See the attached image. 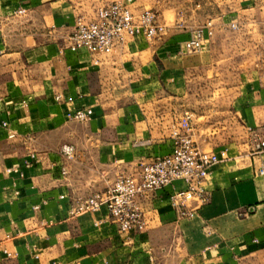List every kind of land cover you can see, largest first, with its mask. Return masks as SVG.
<instances>
[{"label": "crops", "instance_id": "obj_1", "mask_svg": "<svg viewBox=\"0 0 264 264\" xmlns=\"http://www.w3.org/2000/svg\"><path fill=\"white\" fill-rule=\"evenodd\" d=\"M78 1L0 0V249L13 255H0V264H264V176L256 175L264 151H251L248 132L264 137V55L250 54L264 40L257 31L264 0H184L182 19L168 22L161 41L138 38L96 58L67 48L85 3ZM146 1L132 0L133 9H146ZM207 20L213 36L200 51L185 52L191 31ZM229 52L252 62L262 57V74L242 83L230 102L241 137L236 128L228 144L213 146L192 136L199 149L228 154L211 169L209 201L188 203L193 218L178 219L163 193L140 201L148 224L142 234L94 226L104 212L70 216V201L110 186L93 192L91 173L83 175L93 172L88 162H69L62 145H80L104 173L116 169L115 177L169 154L174 92L182 87L184 104L189 74ZM82 109L92 111L87 122L67 119Z\"/></svg>", "mask_w": 264, "mask_h": 264}, {"label": "built area", "instance_id": "obj_2", "mask_svg": "<svg viewBox=\"0 0 264 264\" xmlns=\"http://www.w3.org/2000/svg\"><path fill=\"white\" fill-rule=\"evenodd\" d=\"M132 3V0H127L126 3L113 2L97 8L89 20L78 18L68 50L76 52L84 49L96 58L108 56L115 48L138 38L147 43L161 41L168 29L165 21L151 9L135 11ZM24 12L19 10L17 14L21 15ZM177 27L184 28L182 24H178ZM229 27L231 30L238 29L235 23L230 24ZM214 28L213 21L207 20L203 25L192 30L190 39L184 44L185 52L200 51L213 36ZM93 62L97 64V60ZM91 115V109H82L68 114L67 119L83 123L88 121ZM2 126L7 128L6 123ZM248 132L251 137V151L256 154L263 152L264 137L250 128ZM191 133V115L186 112L170 130L169 154L154 157L151 161L142 164L135 176L118 175L111 186L103 192L70 201V216L104 212L103 219L95 222L94 226L108 222L113 224L122 235L142 234L145 233L148 224L140 207V201L150 199L157 193H163L178 219H192L194 211L189 209L188 203L195 199L202 207L209 201L210 193L206 188V182L211 169L227 160L228 154L225 149L217 152H205L199 149ZM15 137L16 133H8L9 139ZM60 153L68 161L75 156L74 148L68 145L62 146ZM31 159L36 160L34 155H31ZM60 174L62 177L68 175L67 168L63 164L60 166ZM256 175L264 176V162L257 169ZM37 209V206L34 207V210ZM0 255L7 259L13 257L5 248L0 249Z\"/></svg>", "mask_w": 264, "mask_h": 264}, {"label": "rangeland", "instance_id": "obj_3", "mask_svg": "<svg viewBox=\"0 0 264 264\" xmlns=\"http://www.w3.org/2000/svg\"><path fill=\"white\" fill-rule=\"evenodd\" d=\"M83 1L85 3H83V7H79L80 12L78 16L79 18L82 17L85 20H89L92 18L94 11L98 7L108 5L116 0ZM192 1L197 2L198 0H191V2ZM78 2H80V0ZM183 3H185L184 0H147L144 7L146 9H151L159 16L164 12V19L161 16L160 18L168 25V22L173 21L175 16L178 19H182L183 16L181 9L183 7ZM257 31L260 34H264V26L258 25ZM153 43L154 42L148 44L152 45ZM245 46L246 45L243 44L242 47ZM254 47L255 48L253 50H250V54L252 56L255 53H263L264 55V40L255 41ZM241 51L243 50L239 49L238 52ZM245 58L246 57L243 55L229 52L221 62L216 61L217 64H213L212 68L204 69L203 71H192L186 82V98L184 104L182 103V87L179 91L174 92L173 95L177 98L173 102V106L175 107V124L183 112H188L191 115V126L193 130L191 135L195 141L199 139L202 142L212 144L213 146H224L230 142L232 138L230 132H233L236 128L239 129L237 132L238 136L241 137V134H239V124L233 117L230 102L232 97L238 93V87L242 83L249 79L259 77L262 74V57L258 60H254V62L246 60ZM242 61L244 62L241 63ZM239 62L240 64L238 65ZM76 124H80V122H76ZM71 130L78 132L76 125H74V129ZM235 136L237 137V135ZM67 145L72 146L75 151L74 158L69 162L78 158L82 159L83 157L85 160H83L84 164L86 165L88 162V169L93 170V172L85 170L86 173H83L84 176L91 173L90 175L93 183H91L90 187L93 192L97 190L103 191L105 188L111 186V184L115 181H113V179L117 178L115 177L116 169H112V171L106 174L103 169L98 168V165L101 164L100 159L97 161L98 165H95L92 156L87 155L85 150H83L80 145V147L77 145L73 146L72 144ZM203 151L211 152L208 148ZM139 166L140 165L128 166L127 169L123 170L124 172L120 174L135 176L139 171ZM80 168L81 167L78 169ZM78 169H76V171ZM109 181L110 184L108 183Z\"/></svg>", "mask_w": 264, "mask_h": 264}]
</instances>
